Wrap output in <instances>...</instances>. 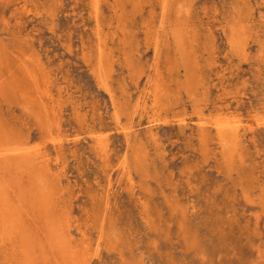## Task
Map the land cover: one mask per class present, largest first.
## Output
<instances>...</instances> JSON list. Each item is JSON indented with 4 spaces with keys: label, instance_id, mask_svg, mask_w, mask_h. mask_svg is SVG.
Returning <instances> with one entry per match:
<instances>
[{
    "label": "rangeland",
    "instance_id": "obj_1",
    "mask_svg": "<svg viewBox=\"0 0 264 264\" xmlns=\"http://www.w3.org/2000/svg\"><path fill=\"white\" fill-rule=\"evenodd\" d=\"M0 133L49 155L90 264H264V0H0Z\"/></svg>",
    "mask_w": 264,
    "mask_h": 264
},
{
    "label": "bare ground",
    "instance_id": "obj_2",
    "mask_svg": "<svg viewBox=\"0 0 264 264\" xmlns=\"http://www.w3.org/2000/svg\"><path fill=\"white\" fill-rule=\"evenodd\" d=\"M166 14L167 12H164V18H162L164 22L167 21ZM102 41L105 43L103 38L100 42ZM241 45L244 46L242 43ZM237 46L240 51L242 46L238 45V43ZM100 47L101 62L99 71L103 72L102 70L107 66L102 61L106 52L104 53L103 50L105 49H102V46ZM36 64L38 63L35 62L34 66ZM99 86L106 90L111 98L114 99L111 85L109 81L104 79V76L100 78ZM49 97H52V94ZM41 102L45 103V100ZM44 109L46 108L44 107ZM46 119H48L47 116ZM238 122L241 123L240 121ZM204 125V123L201 124L202 127ZM40 127L42 128V126ZM213 127L223 143L231 146L230 149L237 146L234 141L239 137L241 128L234 124L233 120L230 118L219 119L214 123ZM57 128L60 129V127ZM149 131L153 133V127ZM47 132V136L50 135V129L49 131L47 129ZM104 137L106 138V136ZM51 138L53 139V137ZM54 138L58 137L54 136ZM102 138L94 140H96L98 149L106 151L108 144ZM52 139L49 138V140ZM0 142V244L5 251V264H90L91 260L87 257V249L82 247V243L77 242L75 234L73 235L72 233L69 211H67V207L62 200L57 197L55 191L57 186L55 177L57 174L50 167L49 155L44 153L45 150L43 151L42 149L20 148V145L18 146L19 141L16 140L15 143H11L10 136L7 134L0 135ZM125 142L127 148L131 149L132 140L129 132H125ZM230 153L232 152L230 151ZM106 155L109 156L108 154ZM129 163L130 158L126 156L122 163L124 172L130 168ZM106 204V208L96 218H94L93 214L87 216V228L89 226L91 232H83L81 229L80 234L82 235V241L84 244L87 243L88 246L91 242V237H97L96 256H100L99 251L109 242L111 208L108 202Z\"/></svg>",
    "mask_w": 264,
    "mask_h": 264
}]
</instances>
